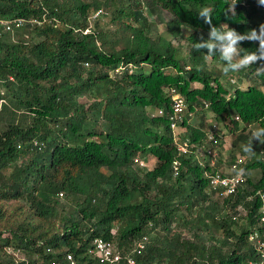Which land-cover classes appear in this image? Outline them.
<instances>
[{
    "label": "trees",
    "instance_id": "trees-1",
    "mask_svg": "<svg viewBox=\"0 0 264 264\" xmlns=\"http://www.w3.org/2000/svg\"><path fill=\"white\" fill-rule=\"evenodd\" d=\"M229 2L0 0V17L35 20L17 29L20 35L19 30L29 32L33 43L0 33V83L10 94L9 103L0 105V202H18L8 213L0 206V264H68L67 254L78 264H102L92 253L96 238L115 245L119 264H127L129 256L135 264L259 259L250 237L264 231V144L253 139L255 155L241 165L244 178L236 193L207 202L203 169L192 155H178L169 126L173 88L189 103L182 120L190 112L199 118L207 103L242 145L250 139L246 128L264 127V75L254 71L262 62L225 75L219 53L208 56L207 49L193 48L201 36L208 39L209 25L198 14L205 7L212 26L259 31L264 23L259 0H237L234 14L227 11ZM100 8L109 10L112 21L133 20L122 26L121 47L98 23L84 33L88 17ZM159 9L169 12L166 31L172 38L189 31L186 54L165 37L151 36L146 11L157 17ZM238 43L245 51L258 48V41ZM208 57L221 63L218 71ZM123 63L134 70L109 74ZM230 76L247 84L233 87L228 81L229 90L222 81ZM148 107L163 115L149 114ZM203 125L187 127L192 140L204 136ZM136 154L156 159L142 176L132 164ZM255 168L259 178L249 177ZM174 223L184 233H175ZM155 229L162 235L148 237L134 253L137 240Z\"/></svg>",
    "mask_w": 264,
    "mask_h": 264
},
{
    "label": "clouds",
    "instance_id": "clouds-1",
    "mask_svg": "<svg viewBox=\"0 0 264 264\" xmlns=\"http://www.w3.org/2000/svg\"><path fill=\"white\" fill-rule=\"evenodd\" d=\"M236 2L237 0H230L227 9L228 12L234 14L235 12L234 5L236 4ZM259 3L261 5H264V0H259ZM101 11L105 13L103 8H100V10L95 11L96 15L94 19L96 20L98 19L97 17L99 12L100 15L103 14L101 13ZM198 14L200 17L203 18L204 22L209 25V33L207 40H205L203 36L200 37L199 41L193 45L194 49H196L197 51H199L200 49H207L208 56H212L216 53H219L221 60L225 63V66L223 67V72L225 75H227L230 72H239L243 68L252 67V65L257 62H262V63H260L259 67L255 68L254 70L255 74L257 76L264 75V23L259 25V31H257L256 29H252L246 33L241 34L238 33L235 29L230 28L227 24H223L222 28H218L217 26H212L211 10L207 7L199 11ZM3 18H7V17H3ZM10 18H14V17H10ZM92 20L89 21L91 22ZM17 29H14L13 32H15ZM89 30H92V27L90 29L87 26L86 29H84V33H87ZM13 32H9V33L12 34ZM240 41H258V48L256 51H245L243 48L240 47V44L238 43ZM124 70H127L129 73H131L134 70V66L131 64L123 63L120 64L118 67L110 70L109 74L111 76H114L115 74H121ZM230 80L231 83H235L236 78L235 77L234 79L230 78ZM240 87L242 86L240 85ZM172 90L173 88L170 89V97L172 100L171 113H173V102H174L172 98L173 95L179 96L183 99L184 107L181 112L188 110L189 103L186 100L185 96L182 93L177 92L175 89L174 91ZM204 106L205 107L200 109L199 111H204V110L206 111L208 108V104L205 103ZM155 112L156 114H152V115H157V116L163 115L162 110L159 108H155ZM210 113L212 112L210 111ZM173 116L169 126L172 132L173 142L176 146L177 153L179 156L192 155L194 160L203 169V177L207 181V185L205 186V193L207 196L206 201L209 202L211 200L213 201L219 198H224L235 194L237 188L239 187L240 183L244 178V169L243 167H241V165L247 162L248 158H251L252 156L255 155V151L253 150V146H252L253 139H255L260 144H264V127H258L254 129L251 132V136L248 143L241 145V150L245 155L235 154L234 157L231 158L230 157L231 150H230L229 158H228L227 156L222 157L220 154L221 147L222 148L224 147L225 152H229V151H227L225 145L222 144L223 142L221 136L223 133L220 131L219 126L216 124V123L219 124L224 123V121L217 120L214 115V118L217 120L215 121L216 123L212 122L211 120L210 122L204 123L203 125L204 136L200 140L194 141L188 135V132L190 133V131L187 132V127L188 126L199 127L200 121L192 122L193 118L196 119L198 117H196L195 114L191 112H190V117H188L186 120H182V117L179 118L175 112ZM169 120H171V115L169 116ZM240 127L242 129L245 126L240 124ZM232 132L233 130H231V134ZM232 142H233V138L231 140V145ZM147 156L145 157L140 154H136L135 156L133 155L131 157L133 167L135 169L141 170L138 171L140 176L144 174V171L153 169V167L148 168ZM153 160L155 165L156 159L154 156H153ZM174 168L176 170L178 169L177 161L175 162ZM238 172L242 176V179L236 185V189L234 192L232 193L226 192V189L222 186L213 188L211 184V179L216 173H219L223 177H232V176H236ZM177 174L178 172L175 171L174 175ZM260 196L262 199H264V193L260 192ZM262 211L264 212V206H262ZM258 236L261 240H264V231H260L258 233ZM145 237L146 240H148V236L145 235ZM141 239H138L137 242ZM256 250L259 253V259L257 258L256 260L251 261L250 264H254V263L264 264V249L259 248L257 241H256Z\"/></svg>",
    "mask_w": 264,
    "mask_h": 264
},
{
    "label": "rangeland",
    "instance_id": "rangeland-1",
    "mask_svg": "<svg viewBox=\"0 0 264 264\" xmlns=\"http://www.w3.org/2000/svg\"><path fill=\"white\" fill-rule=\"evenodd\" d=\"M84 1L86 2V1H90V0H84ZM103 10H104L105 13H103V11H101V13H103V15H100V12H99L98 13V17L96 16L98 18L97 20L94 19L95 15H96V12L91 13V15L88 17L89 18L88 20H92V19H94V20H92L91 22L88 21V27L91 29V27L94 26L95 23H98L99 24L98 30H100V32H105L107 35L110 36V38H113L112 40L114 41L115 46L117 48H119V47H121L123 45L124 39H125V32H124L122 26H123L124 23L127 24V23H130V22H133V20L128 18V19H119V20L112 21L111 20L112 15H109V10L106 9V8H104ZM159 10H160L161 13L159 15H157V17L154 16V15H151L150 13H148L146 11L147 16L149 17V21L153 22L152 23L153 33L151 34V36L152 37H156V36L165 37L166 40H169L172 43L173 46H175V47H177L179 49V52L181 54H186L188 49H187V46H186L185 37L188 36L189 31L186 30V29H182V37L172 38L168 34V32L166 31V21L169 19V16H170L169 12L166 11V10H163V9H159ZM17 31L18 30H16L15 32H13L11 34L12 35V39H14V41H16V40L21 38V39L25 40L26 43H33L34 39H32V35L29 32L24 31L22 29V30H19V31L23 32V34L20 35V34L17 33ZM207 59H208V64L211 65L210 62H212L213 65H214L212 67V70L218 71V69L221 68V63L220 62H215V61L213 62V61H211V58H209V57ZM230 78L234 79V76H230L228 79L225 78L222 81L223 85L225 87H227L229 90L232 88V87L230 88V85L235 87V86H240V85L241 86H245V84H247L246 81H244V82L240 81V80H238V78H236L235 83H231ZM228 81H229L230 85H228ZM0 95L3 97L2 100H0V105H1V103H3V104H5L7 102L9 103V95H10L9 91L1 83H0ZM89 98L90 97L89 96L86 97V95H81V96L78 97V99L80 101H82V102L84 101L86 104H90L91 98L90 99ZM147 111H148V113L156 114L155 108H153V107H148ZM200 112H201V116L199 118H196V119L193 118L192 122L200 121V122L207 123V122H210V120H211L212 122L216 123L215 121H217V120L214 118V115L212 113H210V111H205L204 110V111H200ZM3 123L4 122H2L1 126L3 125ZM196 124H198V123H196ZM216 124L219 126L220 131L223 133L222 136H221V139H222V142H223L222 144H224L225 147H226V150L229 151V152H225L224 147L223 148L221 147L222 148V149L220 148L221 156L222 157L227 156L229 158L230 150H231L230 157L232 155H235V154L243 155V153H241V148L239 147L240 145H242V143L240 141L234 142V140H235L234 134L236 132L233 131L232 134H231L232 128H231L230 124H228V125H226L225 123H221V124L216 123ZM100 127L101 126L99 124V126H97V128L99 129ZM256 128H258L257 124L250 125L248 127V129L247 128L245 129V133L249 132L250 136H251V132L254 129H256ZM232 138H233V142H232V145H231ZM147 158H148V168L153 167L154 166L153 156L148 155ZM19 162H20V160H19ZM247 162H248V160H247ZM256 176H258V178L260 176L259 169L258 168L251 169V171L249 172V177L255 178ZM60 202H62L63 206H65L64 207L65 209H67V210L69 209L68 208V203H66L64 198H61ZM15 204H18V202L13 203V201H11L7 205L2 203V202H0V206L2 205V207L7 211V213L10 210L13 209ZM15 215H18V213H15ZM17 222H18V220H17ZM39 222H41L43 226L49 225V223H48L49 221L39 220ZM174 224L176 225V226L174 225L175 226L174 227V232L178 231V232L184 233V230H183L184 227L181 224H178V223H174ZM219 232H218V236H219ZM161 235H162V231L158 230V229H155L152 232H150L148 237H152L153 238L155 236H161Z\"/></svg>",
    "mask_w": 264,
    "mask_h": 264
},
{
    "label": "built area",
    "instance_id": "built-area-1",
    "mask_svg": "<svg viewBox=\"0 0 264 264\" xmlns=\"http://www.w3.org/2000/svg\"><path fill=\"white\" fill-rule=\"evenodd\" d=\"M27 22L34 23V20H26L23 18H3L0 17V33L2 32H13L14 29L18 27L24 26ZM174 91V90H172ZM173 114L174 112L181 118L180 112L184 107L183 99L179 96L173 95ZM174 117V116H173ZM242 176L238 172L236 176L232 177H223L219 173H216L212 179L211 184L213 188L222 186L226 189V192L232 193L236 189V185L241 181ZM261 221H264V215L261 217ZM259 233V232H258ZM258 233H254L251 236V239H256L257 244L260 249H264V240H261L258 236ZM255 237V238H254ZM146 241V237L144 236L141 240H139L136 245L134 246L133 252L140 253V251L144 248ZM92 253L94 254L95 258L102 263V264H119L120 262V252L118 249L115 248L112 242L105 241L103 238H96L93 240V247ZM66 260L68 264H78L74 257L71 254L66 255ZM127 264H135V259L132 256L127 257ZM258 264V263H254Z\"/></svg>",
    "mask_w": 264,
    "mask_h": 264
}]
</instances>
